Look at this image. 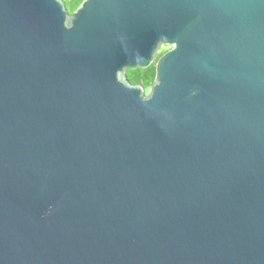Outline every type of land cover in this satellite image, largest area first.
Listing matches in <instances>:
<instances>
[{"label": "water", "instance_id": "1", "mask_svg": "<svg viewBox=\"0 0 264 264\" xmlns=\"http://www.w3.org/2000/svg\"><path fill=\"white\" fill-rule=\"evenodd\" d=\"M0 264H264V0H0Z\"/></svg>", "mask_w": 264, "mask_h": 264}, {"label": "trees", "instance_id": "2", "mask_svg": "<svg viewBox=\"0 0 264 264\" xmlns=\"http://www.w3.org/2000/svg\"><path fill=\"white\" fill-rule=\"evenodd\" d=\"M85 0H62L68 14H73ZM170 50L161 51L147 69L128 70L126 77L131 85L140 86L147 94L155 82L159 59Z\"/></svg>", "mask_w": 264, "mask_h": 264}, {"label": "rangeland", "instance_id": "3", "mask_svg": "<svg viewBox=\"0 0 264 264\" xmlns=\"http://www.w3.org/2000/svg\"><path fill=\"white\" fill-rule=\"evenodd\" d=\"M170 48H171V47L163 46V47L160 49V52H161V51H165V50H170ZM160 52H159V53H160Z\"/></svg>", "mask_w": 264, "mask_h": 264}, {"label": "flooded vegetation", "instance_id": "4", "mask_svg": "<svg viewBox=\"0 0 264 264\" xmlns=\"http://www.w3.org/2000/svg\"><path fill=\"white\" fill-rule=\"evenodd\" d=\"M170 50H171V48H170ZM126 74H127V73H126ZM126 78H127V77H126ZM148 93H149V92H148ZM148 93H147V94H148Z\"/></svg>", "mask_w": 264, "mask_h": 264}]
</instances>
